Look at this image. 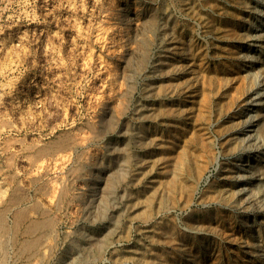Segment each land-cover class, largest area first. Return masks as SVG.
<instances>
[{
  "label": "rangeland",
  "instance_id": "374dc122",
  "mask_svg": "<svg viewBox=\"0 0 264 264\" xmlns=\"http://www.w3.org/2000/svg\"><path fill=\"white\" fill-rule=\"evenodd\" d=\"M263 82L264 0H0V264H264Z\"/></svg>",
  "mask_w": 264,
  "mask_h": 264
},
{
  "label": "bare ground",
  "instance_id": "6f19581e",
  "mask_svg": "<svg viewBox=\"0 0 264 264\" xmlns=\"http://www.w3.org/2000/svg\"><path fill=\"white\" fill-rule=\"evenodd\" d=\"M250 6V5H249ZM249 31H247V33H248ZM246 36V35H245ZM247 37V36H246ZM249 38H250V36H249ZM251 39V38H250ZM249 39V40H250ZM252 40H253V42H251L250 43V45L249 46H251V49L252 50H254V51H257V49L258 48H260V47H262L263 46V43H262V39L260 38V37H255V36H252ZM247 42H249V41H247ZM263 49V48H262ZM258 53V52H257ZM244 54V53H243ZM246 54H247V52H246ZM248 56V55H247ZM247 56H245V57H247ZM257 57L255 58V59H251L252 60V64L251 65H249L250 67H252V65L253 64H256V63H259L260 61V58H259V56H261V55H256ZM244 57V58H245ZM247 59V58H246ZM248 60H249V58H248ZM251 86V85H250ZM258 86H260V85H258ZM262 86H264V82H263V84H261V87ZM257 87V86H256ZM253 88V87H252ZM251 88V89H252ZM257 89V88H256ZM261 90L259 91V93H260V95H259V98H257V97H255V98H257L258 100H257V102H255V106H259L260 108H261V111H264V88L262 87V88H260ZM255 91V90H254ZM258 93V94H259ZM250 95V94H249ZM257 95V94H256ZM252 98V97H251ZM254 98V99H255ZM250 100V99H249ZM256 100V99H255ZM248 101V100H247ZM254 101V100H253ZM253 103V102H252ZM254 108V107H253ZM256 110V109H255ZM257 111V110H256ZM250 112V111H249ZM259 112V111H258ZM248 114V113H247ZM255 115V114H254ZM258 115H260V116H262L261 114H260V112L258 113ZM258 115H256V116H258ZM254 117V116H253ZM248 118H250L249 116H248ZM258 118H260V117H258ZM247 119V118H246ZM254 119V118H253ZM245 120V119H244ZM263 120V119H262ZM264 121V120H263ZM246 122H247V120H246ZM246 122H244V123H246ZM250 122V121H249ZM258 122V121H257ZM244 123H242V125L244 126ZM258 124V123H257ZM260 124V123H259ZM249 125H251L250 123H249ZM228 128V127H227ZM260 132H261V130H260ZM256 133V132H255ZM242 135V134H241ZM253 135V134H252ZM256 135V134H255ZM244 136V135H243ZM251 136V135H250ZM254 136V135H253ZM237 137V136H236ZM240 137V136H239ZM246 137V136H245ZM248 138H249V135H248ZM237 139V138H236ZM239 139V138H238ZM242 140H244L243 138H241ZM247 139V138H246ZM250 139V138H249ZM259 150V149H258ZM255 162V161H254ZM253 163V162H252ZM256 164V163H255ZM247 165V164H246ZM249 165V164H248ZM257 166V165H256ZM263 167H264V165H263ZM251 168V167H250ZM253 168V167H252ZM252 168H251V170H252ZM243 169V168H242ZM254 169V168H253ZM261 169V168H260ZM256 172V171H255ZM260 186H261V184H259ZM241 190V189H240ZM242 190H244L243 188H242ZM247 199V198H246ZM258 200V199H257ZM251 206V205H250ZM249 207V206H248ZM264 225V224H263ZM261 237V236H260ZM260 241V240H259ZM262 243V242H261ZM263 244V243H262Z\"/></svg>",
  "mask_w": 264,
  "mask_h": 264
}]
</instances>
